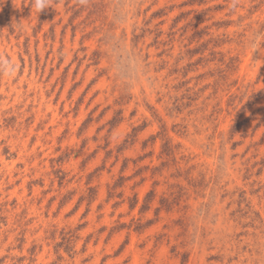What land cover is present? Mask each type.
<instances>
[{"label":"rangeland","instance_id":"rangeland-1","mask_svg":"<svg viewBox=\"0 0 264 264\" xmlns=\"http://www.w3.org/2000/svg\"><path fill=\"white\" fill-rule=\"evenodd\" d=\"M0 264H264V0H0Z\"/></svg>","mask_w":264,"mask_h":264}]
</instances>
